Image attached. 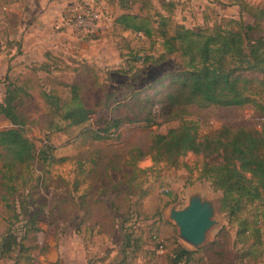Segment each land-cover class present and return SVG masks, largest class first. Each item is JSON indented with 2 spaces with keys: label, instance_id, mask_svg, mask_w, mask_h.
Masks as SVG:
<instances>
[{
  "label": "rangeland",
  "instance_id": "1",
  "mask_svg": "<svg viewBox=\"0 0 264 264\" xmlns=\"http://www.w3.org/2000/svg\"><path fill=\"white\" fill-rule=\"evenodd\" d=\"M47 1L52 12L58 11L48 25L52 35L41 46L46 54L35 58L41 61L13 68L6 61L7 53L0 64V98L8 84L23 88L15 102L24 118L22 132L34 143L35 154L45 149L47 155L31 160L19 195L9 198L10 209L1 199L0 173V244L8 233L20 241L5 254L0 247V264H172L177 247L195 248L179 238L177 227L168 218L169 208H181L193 191L207 194L217 205L221 196L209 182L197 179L200 158L190 152L179 157L178 167L138 155V151L146 153L151 132L165 133L180 120L147 121L145 112L133 119V94L157 97L167 84V80L162 85L157 80L176 68L180 58L172 54L157 64L142 62V56L156 57L162 51L159 39H148L116 24L115 18L122 13L118 0H87L99 14L91 28L72 23V8L80 0H0V19L4 20L0 23V54L21 45L9 30L16 34L25 31ZM151 1L159 11L163 10L158 3L173 2L172 21L193 28H211L221 18L253 23L239 5L254 10L264 2ZM127 3L130 11H137V0ZM257 26L250 32L251 38L264 34V18ZM71 84L77 85L83 104L93 113L85 123L68 127L58 116L47 113L41 93L68 100ZM116 118L120 122L110 127L108 138L96 140L84 131L102 128ZM185 118L196 122L198 135L222 126L260 129L264 125V118L249 105H190ZM8 127L11 123L0 115V129ZM253 214L260 221L263 243L256 246L251 259L243 260L241 254L249 248L253 235L237 236L236 223H228L218 212L219 225L189 264H216L213 250L224 252L223 264H264V207L259 202L242 212L243 216ZM158 243L163 253H157Z\"/></svg>",
  "mask_w": 264,
  "mask_h": 264
},
{
  "label": "trees",
  "instance_id": "2",
  "mask_svg": "<svg viewBox=\"0 0 264 264\" xmlns=\"http://www.w3.org/2000/svg\"><path fill=\"white\" fill-rule=\"evenodd\" d=\"M124 2L119 0L123 7ZM140 2L144 14L121 13L114 22L148 39H159L162 51L156 57L153 54L142 56V62L157 64L177 54L180 64L157 80L160 85L167 80L157 97L140 96L139 92L133 94L132 117L135 119L145 112L147 121L158 118L163 122L180 121L165 133L151 132L146 153L138 151V155L147 154L153 162H164L173 167H178L179 157L189 152L199 157L197 179L209 182L213 191L221 192L219 212L225 215L228 223H236L237 236L253 235L249 248L241 254V257L252 258L258 250L256 246L263 243V230L257 214L250 217L243 216L242 212L254 202L264 207V125L260 129L222 126L198 135L196 122L185 115L190 105L199 108L249 105L264 118V34L249 36L264 18V2L254 10L247 4L239 5L241 11L250 14L253 23L246 24L240 18H221L211 28L174 23L171 1L160 4L164 13L151 0ZM134 59L139 60L138 55ZM22 91L21 86L8 84L0 99V115L11 123V127L0 129L1 199L7 209L13 206L9 198H14L16 193L19 195L26 181L24 174L30 169L31 160L36 155L46 154L45 149L35 154L34 143L22 132L24 118L15 103ZM41 96L47 113L58 116L68 127L85 123L93 113L83 104L75 84L70 86L68 100H61L48 92H42ZM119 122L120 118L112 119L102 128H86L84 131L96 140L105 139L109 137L110 127ZM213 244L217 245L216 242ZM18 245L20 241L16 236L8 233L2 238L1 252L5 254ZM195 251L197 249L179 246L171 263L183 261V264H189ZM216 255L220 261L223 251L218 250Z\"/></svg>",
  "mask_w": 264,
  "mask_h": 264
},
{
  "label": "crops",
  "instance_id": "3",
  "mask_svg": "<svg viewBox=\"0 0 264 264\" xmlns=\"http://www.w3.org/2000/svg\"><path fill=\"white\" fill-rule=\"evenodd\" d=\"M127 1L125 0L124 2V6L121 5L119 3V0L117 2V6L120 10H122V13H126V12H130V13H139V12H143L144 10L140 9L141 8V2L140 0H137L138 2V6H137V11L133 12L130 11V6L128 5V3H126ZM163 3V2H162ZM153 4V3H152ZM159 7L161 8L160 4L158 3ZM56 8V7H55ZM157 8V7H156ZM159 9V8H158ZM52 6H51V2H46L45 6H43V9L39 10V12L37 14H35V19L33 20L32 24H29L26 26L27 29H25V31H23L22 33L16 34L15 31H11L9 30V32L11 33V38L20 41V46L19 45H13V48H8L5 50V54H0V64L2 63V61L5 60V55L8 53L9 54V58L8 60L6 59L7 62H9V65L12 66L13 68L16 66H22V67H26V65H30V63L32 61H41L40 59L35 60V58L39 57V55L43 56L46 53L44 52L45 50H41V46H43V43H45L44 39H47L46 37H49V35H52L51 33H49L50 27L48 25H50L51 22V17L56 15V12L58 11V9H54L55 12H52ZM163 12V11H162ZM10 18L6 19L7 21ZM4 20L0 19V23L3 22ZM9 23V22H8ZM45 23V24H43ZM12 27H14L13 25H11ZM1 27V25H0ZM33 30V31H32ZM50 39V38H49ZM16 49H18L16 51ZM9 51H11V53H9ZM46 59V58H45ZM2 98V97H1ZM0 98V99H1ZM212 242H215L212 241ZM218 244V242H216ZM195 249H199L195 248ZM218 250H213L212 255L214 257H216V252ZM222 259H220V261H215L216 264H223L225 262L224 259V252L222 255ZM244 259H251V257H244Z\"/></svg>",
  "mask_w": 264,
  "mask_h": 264
},
{
  "label": "water",
  "instance_id": "4",
  "mask_svg": "<svg viewBox=\"0 0 264 264\" xmlns=\"http://www.w3.org/2000/svg\"><path fill=\"white\" fill-rule=\"evenodd\" d=\"M218 212V205L210 196L193 191L181 208H169L168 218L177 227L179 238L198 248L208 241L212 229L219 225Z\"/></svg>",
  "mask_w": 264,
  "mask_h": 264
},
{
  "label": "built area",
  "instance_id": "5",
  "mask_svg": "<svg viewBox=\"0 0 264 264\" xmlns=\"http://www.w3.org/2000/svg\"><path fill=\"white\" fill-rule=\"evenodd\" d=\"M86 20L88 21L86 23L90 24L86 25ZM97 20H99V14L87 0H80L79 3L72 8V23L74 25L83 28H91L94 27L95 21ZM156 251L157 253H163V246L161 243L157 244Z\"/></svg>",
  "mask_w": 264,
  "mask_h": 264
}]
</instances>
